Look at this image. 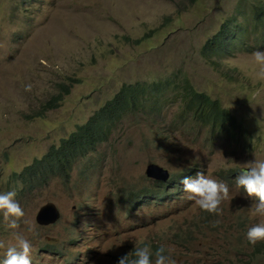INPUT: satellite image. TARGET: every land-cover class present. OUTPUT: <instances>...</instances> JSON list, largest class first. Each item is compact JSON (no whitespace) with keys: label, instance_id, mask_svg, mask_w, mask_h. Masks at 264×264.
Instances as JSON below:
<instances>
[{"label":"rangeland","instance_id":"obj_1","mask_svg":"<svg viewBox=\"0 0 264 264\" xmlns=\"http://www.w3.org/2000/svg\"><path fill=\"white\" fill-rule=\"evenodd\" d=\"M240 11L239 0H0V192L18 193L32 264H114L144 244L153 251L163 245L175 264H264L260 242L246 239L247 229L264 221L250 210L256 201L236 178L219 177L229 170L237 177L242 164L264 159V80L251 54L225 59L220 70L201 55L227 19L245 20ZM179 70L196 90L221 100L251 138L210 142L194 119H179L180 102L168 92L161 118L126 114L108 141L77 163L70 182L20 192L14 175L59 146L123 84ZM69 78L80 83L61 106L34 118ZM155 123L175 133L161 134ZM150 163L170 171L169 188L146 176ZM199 172L229 186L219 215L183 191L182 179ZM49 202L61 219L40 226L37 214ZM12 231L0 214V239Z\"/></svg>","mask_w":264,"mask_h":264},{"label":"trees","instance_id":"obj_2","mask_svg":"<svg viewBox=\"0 0 264 264\" xmlns=\"http://www.w3.org/2000/svg\"><path fill=\"white\" fill-rule=\"evenodd\" d=\"M239 7L245 20L239 22L236 17L227 19L201 48L204 60L209 61L217 70H220L225 59L234 58L238 54H251L257 50L264 51V0H239ZM78 83L80 81L73 78H69L67 83H60L58 93L47 100L33 117H43L58 109ZM168 92L173 94L174 100L180 102L179 119H194L198 126L209 133L210 142H215V138L234 141L251 138L242 123L224 107L221 100L196 90L188 75L179 70L165 80L123 84L112 99L97 110L85 124L78 126L68 138L63 139L59 146H52L42 158L35 159L19 175H14L20 192L24 194L41 190L54 179L63 183L70 182L77 163L87 159L100 144L107 142L116 125L126 114H143L153 122L161 118L164 98ZM155 126L158 130L161 129V134L169 136L170 133H175L174 128H161L157 123ZM219 177L229 182L237 178L235 170L226 173L222 171ZM160 192L162 198L169 197L167 191ZM140 194L141 192L133 194V198L137 200V195ZM256 251L264 255V241L259 243ZM122 255L114 258V264H117Z\"/></svg>","mask_w":264,"mask_h":264},{"label":"clouds","instance_id":"obj_3","mask_svg":"<svg viewBox=\"0 0 264 264\" xmlns=\"http://www.w3.org/2000/svg\"><path fill=\"white\" fill-rule=\"evenodd\" d=\"M251 58L258 66L256 77L264 80V51L257 50L251 53ZM242 165L243 171L237 176L235 184L244 190L247 197L256 201L250 209L253 215L264 217V159H255ZM171 179L172 176L166 184L156 182L169 188L173 182ZM181 184L183 191L188 194V199L194 201L199 209L212 215L221 214L222 202L230 197L227 183L210 178L204 172L197 173L195 178L184 177ZM17 195L15 189L0 192V214L3 223L13 230L10 239H0V249L4 250V258L0 264H32L30 257L33 245L20 229L19 221L25 216V212L17 200ZM27 230L34 231L31 226ZM246 239L252 245L264 241V221L249 227ZM166 251L163 245L155 251L150 244L136 245L134 250L120 256L117 264H175V261L166 255Z\"/></svg>","mask_w":264,"mask_h":264},{"label":"water","instance_id":"obj_4","mask_svg":"<svg viewBox=\"0 0 264 264\" xmlns=\"http://www.w3.org/2000/svg\"><path fill=\"white\" fill-rule=\"evenodd\" d=\"M146 176L153 179L159 183H168L171 178V174L168 169L162 166L150 163L146 167ZM61 219V212L56 204L49 202L45 204L39 210L36 221L40 226H49L56 224Z\"/></svg>","mask_w":264,"mask_h":264}]
</instances>
